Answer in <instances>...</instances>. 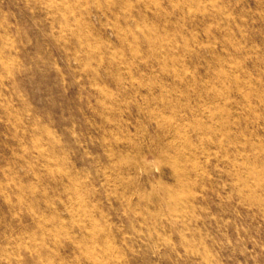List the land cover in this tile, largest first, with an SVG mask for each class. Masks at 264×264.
Returning a JSON list of instances; mask_svg holds the SVG:
<instances>
[{"label": "rangeland", "instance_id": "1", "mask_svg": "<svg viewBox=\"0 0 264 264\" xmlns=\"http://www.w3.org/2000/svg\"><path fill=\"white\" fill-rule=\"evenodd\" d=\"M0 264H264V0H0Z\"/></svg>", "mask_w": 264, "mask_h": 264}, {"label": "bare ground", "instance_id": "2", "mask_svg": "<svg viewBox=\"0 0 264 264\" xmlns=\"http://www.w3.org/2000/svg\"><path fill=\"white\" fill-rule=\"evenodd\" d=\"M140 26V25H139ZM133 29V28H132ZM161 44V43H160Z\"/></svg>", "mask_w": 264, "mask_h": 264}]
</instances>
